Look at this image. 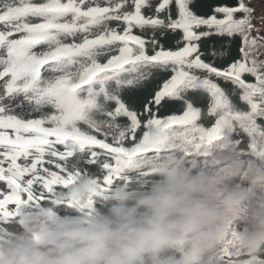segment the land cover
I'll use <instances>...</instances> for the list:
<instances>
[{"label": "snow or ice", "instance_id": "6c2138e0", "mask_svg": "<svg viewBox=\"0 0 264 264\" xmlns=\"http://www.w3.org/2000/svg\"><path fill=\"white\" fill-rule=\"evenodd\" d=\"M225 136L264 150V0H0V227Z\"/></svg>", "mask_w": 264, "mask_h": 264}, {"label": "clouds", "instance_id": "9594fccd", "mask_svg": "<svg viewBox=\"0 0 264 264\" xmlns=\"http://www.w3.org/2000/svg\"><path fill=\"white\" fill-rule=\"evenodd\" d=\"M14 223L0 227V264H225L232 248L227 264H255L264 150L241 155L225 136L205 157L150 159L127 182L78 177Z\"/></svg>", "mask_w": 264, "mask_h": 264}, {"label": "trees", "instance_id": "16d2710c", "mask_svg": "<svg viewBox=\"0 0 264 264\" xmlns=\"http://www.w3.org/2000/svg\"><path fill=\"white\" fill-rule=\"evenodd\" d=\"M198 106L204 107V105H202V104L201 105H198ZM207 126H210V122H209V124Z\"/></svg>", "mask_w": 264, "mask_h": 264}]
</instances>
